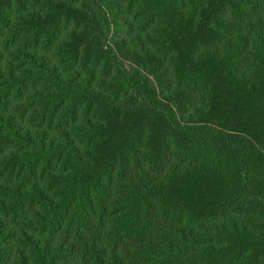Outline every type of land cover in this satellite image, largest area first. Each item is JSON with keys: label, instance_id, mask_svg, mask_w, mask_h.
I'll use <instances>...</instances> for the list:
<instances>
[{"label": "trees", "instance_id": "16d2710c", "mask_svg": "<svg viewBox=\"0 0 264 264\" xmlns=\"http://www.w3.org/2000/svg\"><path fill=\"white\" fill-rule=\"evenodd\" d=\"M0 264H264V0H0Z\"/></svg>", "mask_w": 264, "mask_h": 264}]
</instances>
